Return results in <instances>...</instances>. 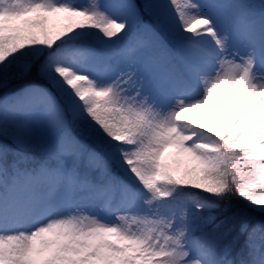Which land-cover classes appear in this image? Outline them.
Here are the masks:
<instances>
[{
  "label": "snow or ice",
  "instance_id": "6c2138e0",
  "mask_svg": "<svg viewBox=\"0 0 264 264\" xmlns=\"http://www.w3.org/2000/svg\"><path fill=\"white\" fill-rule=\"evenodd\" d=\"M241 213L264 0H0V264H264Z\"/></svg>",
  "mask_w": 264,
  "mask_h": 264
},
{
  "label": "trees",
  "instance_id": "16d2710c",
  "mask_svg": "<svg viewBox=\"0 0 264 264\" xmlns=\"http://www.w3.org/2000/svg\"><path fill=\"white\" fill-rule=\"evenodd\" d=\"M78 3H84L86 0H77ZM101 2H104V0H101ZM137 2H142V0H137ZM147 19V17H145ZM226 205H231L229 208V211L227 213L220 212L218 215L220 216V219H224L225 217H232L234 213L237 212L238 209L244 208V203L242 201H239L236 197H231L228 200L225 201L224 204H222V208ZM239 218H246L250 219L252 223H255L257 220L264 219V216L260 215L259 213H248L247 215H244L241 213ZM256 242L259 244L261 242L260 235L257 234ZM243 245V238H241L240 243L237 245L236 250L234 251L233 255L235 256V252L239 251L240 247Z\"/></svg>",
  "mask_w": 264,
  "mask_h": 264
},
{
  "label": "rangeland",
  "instance_id": "374dc122",
  "mask_svg": "<svg viewBox=\"0 0 264 264\" xmlns=\"http://www.w3.org/2000/svg\"><path fill=\"white\" fill-rule=\"evenodd\" d=\"M145 20H147L146 18H145ZM113 39H115V38H113ZM214 107H215V105H214ZM171 149H169L168 151H170Z\"/></svg>",
  "mask_w": 264,
  "mask_h": 264
}]
</instances>
